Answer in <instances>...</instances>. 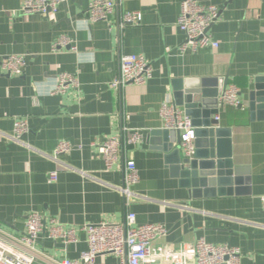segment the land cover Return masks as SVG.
<instances>
[{"label": "crops", "instance_id": "0c3cea01", "mask_svg": "<svg viewBox=\"0 0 264 264\" xmlns=\"http://www.w3.org/2000/svg\"><path fill=\"white\" fill-rule=\"evenodd\" d=\"M114 1L109 20L91 22L89 0H69L48 16L25 14L24 0H0V228L21 235L32 212L72 227L125 224L134 213L137 225L165 226L162 244L203 239L238 248L240 264H264V120L252 121L250 111L254 80L264 77V0H198L220 11L209 30L220 47L186 53L179 50L185 35L177 25L183 0ZM126 12L142 13L141 24L122 28ZM61 38L77 50L54 52ZM12 55L27 58L21 76L2 70ZM122 55L144 56L152 78L113 88ZM63 73L77 76L80 87L54 94ZM203 79H227V87L240 90L243 107H219L218 114L220 126L232 129L234 165L247 168L241 177L250 179L238 195L193 197L173 176L163 139L150 135L166 130L161 108L168 98L174 102L173 81ZM233 110L246 114L245 124L231 121ZM17 120L29 125L21 142L12 139ZM136 130L143 140L128 148ZM112 136L120 137L121 152L108 169L99 146ZM60 142L71 151L55 158ZM127 159L139 172L129 198L120 191ZM55 170L58 181L50 183ZM41 248L58 260L78 259L88 249L84 235L77 246L44 240ZM99 262L119 264L114 256Z\"/></svg>", "mask_w": 264, "mask_h": 264}, {"label": "built area", "instance_id": "2783aa9c", "mask_svg": "<svg viewBox=\"0 0 264 264\" xmlns=\"http://www.w3.org/2000/svg\"><path fill=\"white\" fill-rule=\"evenodd\" d=\"M69 0H24L25 14L48 16L56 14L59 8ZM114 0H89L88 20L91 22L107 21L115 11ZM220 11L216 6L202 5L198 0H183L178 27L184 33L185 40L180 46L181 53L188 51L220 47L212 40L210 28L218 21ZM143 15L140 12H126L122 16L121 27L138 26ZM71 46L67 38H61L54 46L55 52L59 47ZM28 65L25 56H7L1 67L5 73L17 76L23 75ZM153 76V67L142 55H122L120 58V76L112 83L113 88L129 85H145ZM80 82L77 76L63 73L57 78L54 94H65L69 90H78ZM240 90L235 85H229L222 97L219 107H240ZM161 116L166 129L181 133V150L187 157L195 153V130L193 123L185 112L168 98L161 108ZM219 120V116L215 117ZM29 133L27 120L15 121L12 139L21 142ZM143 140L141 131H134L126 140L128 148L135 147ZM71 151L67 142H60L55 150V158ZM106 166L111 169L119 162L121 140L112 136L99 146ZM125 186L120 189L125 198L132 196L130 186L139 181L136 162L127 159L125 162ZM57 170L48 176L50 183H56L59 178ZM263 210H264V197ZM134 213H129L125 224L102 222L97 225L81 227L66 226L56 218L47 219L39 213L32 212L27 216L26 228L23 234L13 235L0 228V264H105L100 258L114 256L119 264H240L241 252L230 245H215L201 239L194 244H162L166 236L165 226L160 224L137 225ZM81 235L85 236L88 249L75 260L68 258L58 260L48 255L42 248L44 240L62 242L66 247L77 246L81 243Z\"/></svg>", "mask_w": 264, "mask_h": 264}, {"label": "water", "instance_id": "95a60500", "mask_svg": "<svg viewBox=\"0 0 264 264\" xmlns=\"http://www.w3.org/2000/svg\"><path fill=\"white\" fill-rule=\"evenodd\" d=\"M227 83V79L173 81L174 103L184 109L185 115L196 128L195 153L192 157L182 152L179 131L166 129L150 133L154 142L163 139V149L168 154L167 162L172 164L173 176L179 178L181 185L189 189L193 197L238 195V186L250 182L249 178L245 180V177H241L247 168L234 165L232 129L220 126V121L215 119L219 114V98L225 92ZM250 111L252 121L256 117L264 120V77L254 80ZM257 113L258 116H255Z\"/></svg>", "mask_w": 264, "mask_h": 264}, {"label": "trees", "instance_id": "16d2710c", "mask_svg": "<svg viewBox=\"0 0 264 264\" xmlns=\"http://www.w3.org/2000/svg\"><path fill=\"white\" fill-rule=\"evenodd\" d=\"M246 114L242 111L233 110L230 114L231 121L235 124H245L246 123Z\"/></svg>", "mask_w": 264, "mask_h": 264}]
</instances>
